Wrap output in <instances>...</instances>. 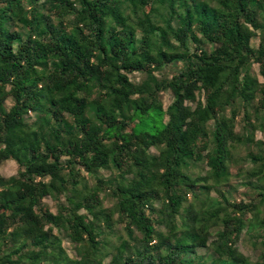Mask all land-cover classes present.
I'll return each mask as SVG.
<instances>
[{"label":"trees","instance_id":"1","mask_svg":"<svg viewBox=\"0 0 264 264\" xmlns=\"http://www.w3.org/2000/svg\"><path fill=\"white\" fill-rule=\"evenodd\" d=\"M8 160L0 264H264V0H0Z\"/></svg>","mask_w":264,"mask_h":264},{"label":"rangeland","instance_id":"2","mask_svg":"<svg viewBox=\"0 0 264 264\" xmlns=\"http://www.w3.org/2000/svg\"><path fill=\"white\" fill-rule=\"evenodd\" d=\"M252 44H253V46L257 47L259 44V40L255 39ZM253 70L255 71L256 74H258L259 69H258L257 65L253 66ZM139 79H140L139 77H136V78H134V81H139ZM162 100H163L165 107L169 106L172 102L171 93L170 92L163 93ZM8 104L11 105V102L9 101ZM262 138H263V135L261 133L256 134V139L259 140ZM250 166L251 165L249 163L244 164V167H250ZM232 171H233L234 175L237 172L235 170V168H233ZM17 173H18V164L12 160L5 161L0 165V176H2V177L9 178L11 176L16 175ZM242 181L243 180H241V178H239L237 176H234L231 180V184L235 185L237 187V189L239 191V196L242 195L243 193L249 192L247 189V186ZM254 183H256V182L254 181ZM212 194L216 195L215 193H212ZM46 202L49 203V205L51 206L53 211H56L55 206L53 205L51 200L47 199ZM105 205L107 207L110 206V202H105ZM252 236H253V233H249L247 231L244 232L242 234L241 241L238 244V249L241 253H243L244 255L249 257V259L252 262H255L259 258L260 252H259V250H256L253 248L252 242H253L254 238H252ZM64 246L68 249L70 254L74 253V248H73L72 244L69 243L68 240L64 241ZM198 253L200 255H206L209 253V251H207L206 249H201V250H198ZM107 262H108V260H107Z\"/></svg>","mask_w":264,"mask_h":264}]
</instances>
